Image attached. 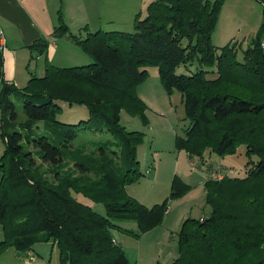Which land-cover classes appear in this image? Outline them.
Segmentation results:
<instances>
[{"label":"trees","instance_id":"1","mask_svg":"<svg viewBox=\"0 0 264 264\" xmlns=\"http://www.w3.org/2000/svg\"><path fill=\"white\" fill-rule=\"evenodd\" d=\"M225 1L149 0L132 19V32L85 25L82 37L58 16L52 37H68L94 62L61 67L46 61L43 76L30 74L20 90L24 122H16L9 95L17 89L2 76L0 53V136L5 143L0 155V255L8 248L22 254L38 242L52 241L58 264H129L112 242V231L139 238L162 224L167 213L168 199L150 208L127 195V186L143 176L136 152L144 134L118 126L121 111L147 125V107L137 86L146 80L147 69L156 68L166 92L180 93L189 122L175 136L176 149L208 166L209 174L233 169L207 164L212 154L232 156L242 146L246 159L242 176L205 181L209 214L201 222H182L179 254L170 264H264V10L249 44L231 40L219 47L211 41ZM36 47L44 54L47 40L28 48L36 52ZM179 67L189 74H177ZM63 105L84 106L89 119L56 120ZM90 123L98 126L94 133L113 138L97 147L90 142L92 150L87 143L75 146ZM68 156L81 175L60 176L52 170ZM44 165L51 170L50 181L41 175ZM188 190L176 176L169 198ZM72 192L90 201L105 194L107 198L94 201L103 211ZM122 221L134 222L138 231L122 228Z\"/></svg>","mask_w":264,"mask_h":264},{"label":"rangeland","instance_id":"2","mask_svg":"<svg viewBox=\"0 0 264 264\" xmlns=\"http://www.w3.org/2000/svg\"><path fill=\"white\" fill-rule=\"evenodd\" d=\"M148 1L149 0H119L121 5H109L108 11H106V9L104 10V26L101 27V29L103 31L119 30L123 32H132V19L135 16L133 14L139 12L143 13ZM210 1L213 2L214 0ZM224 3L222 8L225 5ZM133 9L136 11H132ZM261 11H263L261 4L254 5L250 0H236L234 2L231 0L230 8H225L222 13V29L229 25H232L233 27L235 22L232 20H236L240 26L239 34L241 36L238 37L239 40L237 41L241 42L245 47L249 44L250 40L256 37L259 29L258 27H260L262 23L260 20L257 22L262 14ZM218 25L220 24H217L216 32ZM79 36L82 37L83 34L79 33ZM223 40L224 38L222 37V40L220 39L217 41V34H214V40L211 42H213L215 46L221 47L226 44ZM261 40L264 43V35H262ZM33 50L39 52L40 48L36 47ZM238 54L240 57L241 54ZM31 55L34 57V60L31 62L29 72L33 71L34 75L38 77L43 76L44 68L35 71V56L33 54ZM84 55L83 59L78 58L77 60H73V62L61 63L65 65L60 66H81L94 62V59L91 56L85 53ZM51 64L59 66L54 63ZM2 68L3 58L1 71ZM195 68L196 65L191 67V72L195 70ZM147 70L148 76L146 80L137 86V94L147 107V111L145 112L148 121L147 125L144 126L141 123L139 116H130L125 111L120 112V121H118V126L123 127L124 130L139 131L144 134V140L142 144L139 145L136 152V159L139 162L138 168L143 176L138 182L127 186L126 193L129 197L136 199L144 206L150 208L154 204H160L168 199L166 207L167 213L162 224L152 228V230H149L144 234H141L139 238L132 235H126L119 230L112 231V238L115 239L114 244L119 245L120 248L124 250L129 264H170L179 254L177 232H179L182 222L188 218L199 220L201 222L202 219L209 214V207L206 205L205 181L209 179H221V176L223 175L234 177L239 173V175L242 176L244 174V164L246 161L245 156L243 155L245 149L241 146L238 148L235 155L223 158H219L212 154L210 161H207V158H205L207 164H222L224 166H232L233 168L226 172H219L218 174H209L205 169L208 166L203 167L202 165H199L198 160L194 158L190 159L187 157L188 155L185 151L176 149L174 145L175 136H181L183 134L182 131L189 125L188 120L185 119L182 97L177 91H173L172 94L166 92L161 82H159L160 79L156 68H149ZM19 73L23 76L18 80L13 81L17 92L10 94L9 99L15 107L16 122H24L26 117L22 109L23 98L20 90L25 87L28 76L26 75L27 72L25 73L22 69ZM176 73L189 74L183 69V67L177 68ZM2 76H4L3 72ZM3 84L4 82L0 79V95L2 93ZM2 117L3 112L0 108V122ZM88 119L89 113L84 106L69 107L63 105L61 113L56 116V120L69 123H78L81 120L86 121ZM97 128L98 126H95L94 123H90V128L86 130L83 129L80 132L75 140V146H79L83 143L89 144L91 142L97 147L96 145L98 143H104L108 139L113 138L110 133H94L97 131ZM4 146V140L0 136V155L3 153ZM88 150H92L90 144L88 145ZM73 166L72 157L68 156V159H66L64 163H61L57 167H52V170L57 171L60 176L70 174L71 177H77L81 175ZM212 167L214 166H211L209 169H212ZM146 170L149 171L148 174L146 173ZM40 171L44 179H47L48 181L52 180L49 167L44 165ZM87 175H89V173ZM176 176L189 187V190L180 197L171 199L169 198L171 182ZM72 194L80 201L91 204L94 210L98 212L103 211L102 204L94 201H101L107 198L105 194L106 197L97 194L96 197H99L94 201L83 198L81 195L75 194L74 192H72ZM118 223L124 229L133 230L135 232L138 231L136 224L132 221H122ZM2 240L3 234L0 227V241ZM0 263L58 264V251L56 244L52 241L38 242L31 250L22 254L17 253L13 248H8L0 255Z\"/></svg>","mask_w":264,"mask_h":264},{"label":"crops","instance_id":"3","mask_svg":"<svg viewBox=\"0 0 264 264\" xmlns=\"http://www.w3.org/2000/svg\"><path fill=\"white\" fill-rule=\"evenodd\" d=\"M250 1L254 5H260L257 0ZM119 4L121 5L119 0H0V31L4 43L0 44V51L3 58L4 80L14 83L13 81L23 76L19 73L21 69L27 72L28 78L30 74H34L32 70L29 72L31 62L34 60L31 54L35 56V71L45 69L46 61L60 66L65 65L61 63L73 62L78 58L83 59L84 53L68 37H52L54 28L59 24L58 16L71 33L79 35L85 25L90 30L101 29L104 26V10L108 11L109 5ZM224 4L218 16L220 19L218 18L217 24L220 25L217 27V32L215 29L212 40H214V34H217V41L222 40V37L223 42L226 43L231 40L237 41L241 36L240 26L236 20H232L235 22L233 27L229 25L222 29V13L225 8H230L231 0H226ZM135 9L132 11H136ZM261 18L260 15L257 22L259 20L261 22ZM39 39H46L48 42L44 54L33 52L28 48Z\"/></svg>","mask_w":264,"mask_h":264},{"label":"built area","instance_id":"4","mask_svg":"<svg viewBox=\"0 0 264 264\" xmlns=\"http://www.w3.org/2000/svg\"><path fill=\"white\" fill-rule=\"evenodd\" d=\"M258 2H260L262 9L264 10V0H259ZM0 44L3 45V39H2V33L0 31ZM262 46L264 47V44H262ZM146 173H149V171H147ZM113 243H115V240L112 241Z\"/></svg>","mask_w":264,"mask_h":264}]
</instances>
